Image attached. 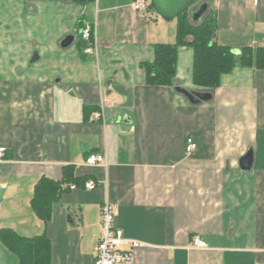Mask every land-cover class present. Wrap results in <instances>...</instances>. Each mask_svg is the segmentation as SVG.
Segmentation results:
<instances>
[{
    "label": "crops",
    "instance_id": "obj_1",
    "mask_svg": "<svg viewBox=\"0 0 264 264\" xmlns=\"http://www.w3.org/2000/svg\"><path fill=\"white\" fill-rule=\"evenodd\" d=\"M146 1L0 0V231L45 233L52 264H94L109 201L139 242L123 244V264H264V69L238 65L194 104L177 87L207 90L193 82L194 49L180 46L176 84H148L143 63L177 41L178 23ZM203 2L220 44L264 46V0H198L194 23ZM82 21L98 56L80 51ZM92 153L107 164H87ZM44 177L63 188L47 223L32 206ZM0 264H20L1 240Z\"/></svg>",
    "mask_w": 264,
    "mask_h": 264
},
{
    "label": "trees",
    "instance_id": "obj_2",
    "mask_svg": "<svg viewBox=\"0 0 264 264\" xmlns=\"http://www.w3.org/2000/svg\"><path fill=\"white\" fill-rule=\"evenodd\" d=\"M177 23V41L154 44V60L143 63L148 84H176L180 46L194 49L193 82L210 93L220 85L222 75L230 73L238 65L264 69V46L256 49L245 47L236 53L216 40L218 24L212 9L196 23L190 19L189 10H185L177 17ZM80 42V51L84 55L83 49L87 42L81 36ZM62 192V183L49 178L44 177L37 183L32 206L45 223L51 219L53 204ZM0 240L18 256L20 264H52V243L45 233L25 237L11 228H3Z\"/></svg>",
    "mask_w": 264,
    "mask_h": 264
},
{
    "label": "built area",
    "instance_id": "obj_3",
    "mask_svg": "<svg viewBox=\"0 0 264 264\" xmlns=\"http://www.w3.org/2000/svg\"><path fill=\"white\" fill-rule=\"evenodd\" d=\"M147 7L146 0H136V8L145 9ZM80 36L87 42L83 49L85 55H99V43L97 39L96 28L91 25H85L81 28ZM104 111H98L93 114L94 118L104 117ZM198 147L197 142L193 137L187 138L186 151L188 153L194 152ZM4 151V147L0 149ZM87 164L90 165H106L107 159L103 153H92L87 157ZM76 185H71V189H75ZM96 183L94 180L85 182V188L94 189ZM119 212L116 204L107 201L102 207V223L103 232L100 242L96 248V258L94 264H123L127 261L133 260V250L123 249L125 242H130L132 247L139 245L138 241L126 239L123 229L117 227L114 223L115 217ZM194 245L198 247H206L207 243L200 237L194 238Z\"/></svg>",
    "mask_w": 264,
    "mask_h": 264
},
{
    "label": "water",
    "instance_id": "obj_4",
    "mask_svg": "<svg viewBox=\"0 0 264 264\" xmlns=\"http://www.w3.org/2000/svg\"><path fill=\"white\" fill-rule=\"evenodd\" d=\"M198 0H151V4L154 9L167 20L178 17L185 10L189 12L194 9ZM209 3L203 2L201 5L193 11V19L195 22L202 20L203 16L208 12ZM80 26H84V22L80 23ZM234 52L239 53V50L233 49ZM38 58L35 55L34 60ZM177 90L184 94L191 103L197 104L202 101H208L212 98V93L208 91H193L182 86H178ZM254 165V151L250 149L240 159V166L242 169H251Z\"/></svg>",
    "mask_w": 264,
    "mask_h": 264
},
{
    "label": "rangeland",
    "instance_id": "obj_5",
    "mask_svg": "<svg viewBox=\"0 0 264 264\" xmlns=\"http://www.w3.org/2000/svg\"><path fill=\"white\" fill-rule=\"evenodd\" d=\"M21 68V67H20Z\"/></svg>",
    "mask_w": 264,
    "mask_h": 264
}]
</instances>
